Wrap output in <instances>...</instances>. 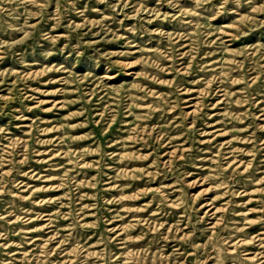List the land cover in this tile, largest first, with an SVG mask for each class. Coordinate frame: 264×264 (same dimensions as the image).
<instances>
[{
  "label": "rangeland",
  "instance_id": "1",
  "mask_svg": "<svg viewBox=\"0 0 264 264\" xmlns=\"http://www.w3.org/2000/svg\"><path fill=\"white\" fill-rule=\"evenodd\" d=\"M0 264H264V0H0Z\"/></svg>",
  "mask_w": 264,
  "mask_h": 264
},
{
  "label": "bare ground",
  "instance_id": "2",
  "mask_svg": "<svg viewBox=\"0 0 264 264\" xmlns=\"http://www.w3.org/2000/svg\"><path fill=\"white\" fill-rule=\"evenodd\" d=\"M137 127V126H136ZM219 145V144H218ZM45 157V156H44ZM230 160V159H229ZM245 163V162H244ZM234 166V165H233ZM215 204V203H214ZM217 205V204H216ZM123 224V223H122ZM113 225V224H112ZM134 237H135V235H134ZM124 238V237H123ZM250 239V238H249ZM136 246V245H135ZM138 246V245H137ZM233 250V249H232ZM251 257V256H250Z\"/></svg>",
  "mask_w": 264,
  "mask_h": 264
}]
</instances>
